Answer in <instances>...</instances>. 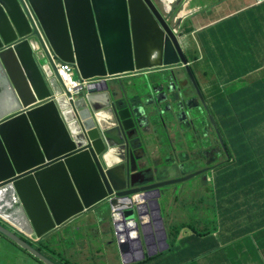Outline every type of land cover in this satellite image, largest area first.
I'll return each mask as SVG.
<instances>
[{
    "label": "water",
    "instance_id": "obj_1",
    "mask_svg": "<svg viewBox=\"0 0 264 264\" xmlns=\"http://www.w3.org/2000/svg\"><path fill=\"white\" fill-rule=\"evenodd\" d=\"M163 1L0 0V216L42 238L107 203L123 257L129 250L118 241V222L135 223L142 256L152 223L156 229L160 224L166 243L165 187L208 170L158 180L161 169L151 152L159 142L158 125L167 114L181 118L187 104L182 93L160 85L172 80L171 67L182 64L197 87L180 35L159 7ZM52 54L76 63L90 82L75 100L63 94ZM153 69L162 70L154 83L161 104H167L158 121L148 117L153 113L137 85L117 90L112 80ZM0 232L45 264H55L1 224Z\"/></svg>",
    "mask_w": 264,
    "mask_h": 264
},
{
    "label": "crops",
    "instance_id": "obj_2",
    "mask_svg": "<svg viewBox=\"0 0 264 264\" xmlns=\"http://www.w3.org/2000/svg\"><path fill=\"white\" fill-rule=\"evenodd\" d=\"M263 1L223 0L222 4H218L217 0H183L181 6L183 19L181 20L180 27L186 36L184 49L190 50V53L195 55L192 52L193 47L188 41L189 38H192L197 43L193 44L194 49L198 47V41L206 49L205 54L201 57L198 73L202 79L203 86L206 88V94L210 96V102L221 117H228L227 110L230 107L226 103L245 102L249 97H255L264 102ZM202 7L208 8L203 12H199L201 16L199 21L193 19L192 14L200 11ZM245 16L248 19H245ZM249 20L252 23L250 28ZM234 22L245 29L244 32L240 27L241 33L232 32V24ZM189 32L191 34H188ZM219 51L224 59L219 55ZM161 71L146 70L134 74H124L114 76L112 80L118 88L117 90H119V86L125 89L126 83H133V80L138 78L141 82L150 81L154 83L156 80L154 74H160ZM247 75L249 77L252 76L251 81L244 82L242 85H238L236 81L233 82V80ZM249 83H252L251 86H246ZM158 87L159 85L157 86V91L159 90ZM217 87H219V91L216 89ZM187 94L192 99L195 96L192 89L187 90ZM221 96H224V98H221ZM228 126H233V121ZM160 127L164 131H171V125L168 122H166V125L159 124L158 128ZM233 139L236 141L237 148L235 149L237 150V154L241 153L240 143L237 140L236 134L232 136L230 141ZM165 142L164 138L159 137V142L151 147L152 154L154 152L158 153L154 157L160 161V148L162 145L165 146ZM167 145L169 146L168 141ZM184 147L187 146H181L179 152L184 153ZM198 151H200L199 148L192 146V154L189 156H194L195 154L193 153ZM243 152L247 153L249 150H243ZM194 158L201 162L199 157L194 156ZM208 160L210 164L214 165L218 161V150L214 144L213 149L209 152ZM232 166L226 165L224 167V177H219V173L215 172L216 180L205 184V194L210 195V198L216 199L215 205L228 204V199L234 196L240 197L237 200V204L242 209L235 211L239 214L238 221L242 224L240 220L242 217L245 224H242L237 230H235L232 224L225 225L224 229L221 228V231H218L221 237L219 239L216 238L215 242L217 243V247H219V241L232 245L243 236H247L245 245L238 249L240 253L237 252V257L234 260L241 257L240 261L244 263L249 259V257H246V254L254 253L257 255L259 261L264 264V173L263 176L257 178V184L252 188H250L249 177L243 176L240 179L241 188L235 189V183H233V178L231 177V175H234ZM194 167L192 166L189 170H193ZM244 168L254 173L255 165L247 163L244 165ZM230 172L231 174L229 175ZM181 191H183V188ZM256 195L257 197H255ZM166 210H170V215L166 216L163 211L164 226L168 232V249L164 246L163 252H159L156 254L157 256L155 255V258L146 261H144L145 257H138L135 253H132L127 259L120 257L118 254H105L109 264H187L186 258L182 257L184 256L183 251L195 254L196 250L200 248V241L195 237L185 239L191 233L186 226L182 227V231H180L178 236L175 234V231L172 232V228L175 227V218L174 215L173 217L171 216L170 208ZM96 213L97 209L91 210L78 218H74L72 222L65 225L62 231L60 230L61 228L56 230V233L51 236V241H55L57 244L58 252H64L67 258L74 260L78 256L85 254L88 247L93 248L97 246L98 242L113 245L111 243L109 228L105 224L106 218ZM232 223H234V220ZM62 232H64L66 237L64 245L61 244V237L59 236V233ZM91 234L94 237H91ZM199 236L201 235L199 234ZM182 237L184 239L180 241ZM213 244L214 239L211 238V246ZM108 247L110 248L108 252H112V246ZM172 252H174L177 258L174 257ZM96 253L99 254L98 251ZM209 254L210 261L214 260L216 253L212 252ZM74 262L92 264V262H87L83 259ZM30 264H33L31 259Z\"/></svg>",
    "mask_w": 264,
    "mask_h": 264
},
{
    "label": "clouds",
    "instance_id": "obj_3",
    "mask_svg": "<svg viewBox=\"0 0 264 264\" xmlns=\"http://www.w3.org/2000/svg\"><path fill=\"white\" fill-rule=\"evenodd\" d=\"M182 3H183V0H164L159 5V7H160L163 15L166 16L167 18H170L173 21V23H174L173 27L175 28V31L177 32V34L180 35V42H181L182 49H183L185 47L183 46L182 40L186 36L184 35V33L180 27L181 20L183 19L182 9H181ZM194 14H192V15H194ZM37 26H38V28H40L39 22H37ZM204 29H206V28H204ZM204 29H202V30H204ZM188 34H191V32H189ZM36 47H37V45H36ZM183 52H184V49H183ZM184 54H185V52H184ZM186 58H187V56H186ZM53 59L56 63L57 72H58L59 65L61 63H65V62L58 60L57 57L55 56V54L53 55ZM66 63H69V62H66ZM69 64H71L73 66V71L76 70L78 72L79 80L83 81L84 87H83V90L78 94L70 93V92H68L66 86L64 85V83L60 79L62 84H63V88H64L63 94L68 97L67 98L68 101L75 100L77 96L81 95L86 90V88L88 87V85L90 83L88 80H85L81 77V74L77 68L76 63L75 64L69 63ZM188 64L190 66L189 60H188ZM171 68H174L173 69L174 72H176L177 70L178 71L180 70L183 72L184 76H180V78L182 80H185V78H186L185 75L190 78V74H188V72H186V70L182 64H178V66H173ZM190 69H191V67H190ZM153 70L156 71L158 69H153ZM163 70H165V68ZM168 74L171 77L169 72H168ZM191 74L195 78V82H196L197 87L194 85V83L192 82V80L190 78V80L192 82V88L191 89L194 92L195 96L192 99L188 96L187 91L185 92L184 97H185V100L187 101V104H185V110H184L183 116L181 118L175 119V120H173L167 116H164L163 121H161L159 123V124L166 125V122H168L171 125V129H172V127H175L178 130H179V126H180L181 122H183L184 124H186V123L191 124V126L185 127L186 131L188 132V141L185 145L184 144L183 145L187 146V147H184V153L179 152L181 146H183V145L179 146L178 144H176V146L172 149V146L169 142V137L171 136V131H169V132L166 130L164 131L163 128H161L162 131H160V129L158 128L159 137L165 139V141H166L165 147L167 146L169 148V153H168V157L166 159H164V160H166V162H164V160H162L161 154H160L161 161L156 159L155 157H154V160H155V164H157V166L161 169L160 174H158V180H161V181L179 180V179H168L165 177V175L169 174L171 171L180 170L182 172V178H184L186 176L194 174V173L201 171L203 169H207L208 172H205L203 174L196 176V177H198L201 186L204 189H206L205 184H209L211 181L216 180L215 172L216 171L218 172L219 168L225 167L226 165H228V166L233 165V163L235 162V159H236L237 150L233 148L231 142L229 141V138L227 141H225L224 136L226 134L223 133V130L221 129L223 122H225L227 125H229L230 122L232 121V118L229 116V114H228V117H221L220 115H218L216 108L214 107V105L211 102H209V99H208L206 93L202 90V87H201V85H203L202 79L200 82L196 76V72L193 73L192 69H191ZM58 76H59V73H58ZM154 76H156V78H157L158 74L155 73ZM59 78H60V76H59ZM242 79H244V76L240 77L239 79L233 80V82L236 81L238 83V82H241ZM242 83H244V82H242ZM185 84H187L186 81H185ZM251 84L252 83H249L246 86H249V85L251 86ZM156 85L158 86L157 83H156ZM158 88H160V86ZM67 94H70V96H68ZM202 102L204 105L202 104ZM210 107H212L214 109L215 115L212 114ZM228 110H227V113H228ZM184 124H182L183 128H184ZM196 124L199 125V128L196 126ZM209 127H211V128H209ZM201 135H203L204 139L207 138L206 144H203L200 141ZM230 138H232V137H230ZM167 141L169 143V146L167 145ZM213 144L218 150V161L215 165L210 164L209 160H208V155H209L210 150L213 149ZM192 146L200 149V151L194 152L193 154H195L194 156L199 157L201 159V162H199L198 160L195 159L196 162L198 163V166H195L193 168V170H189V168L187 167V164H188V161L190 160V158H193V156H189L190 154H192L191 153V147ZM155 154H158V153L154 152L153 156H155ZM196 177H194V178H196ZM194 178H192V179H194ZM173 185H178V184H173ZM173 185H170V186H173ZM170 186L165 187V190H164L166 192V198L161 202V215H162V217H163L164 207L166 209L170 208L171 210H175V209L177 210V207L175 205H173L172 198H173L175 192L180 187L169 188ZM139 195L140 194H136L135 196L139 197ZM204 196H209V195H207L205 193H201V202L203 201ZM98 206H102L101 207L102 210L100 211V212H102L103 209L105 207H107V203L97 204L93 208H91L89 211L96 209ZM89 211H86L83 214H80L79 216H77V218L88 213ZM114 216L116 217L115 213H114ZM103 217L106 218L105 224L107 225L106 227L109 228V234L111 235V243L113 245L106 244L104 242H98V245L106 244V246H112L114 248V251L107 252L105 254H109V253L118 254L120 257L127 259L132 253H135V255L138 257H145L144 261H146V260H150L152 258H155L157 256L156 254H158L159 252H163L164 246L167 249L169 247V243L167 240L168 239V232H167L165 226H164V228H165L166 235H167L166 243H164L163 239H162V237H163L162 231H161L162 227L160 226V224L157 223V229H156L155 223H152V226L147 227V230H146V241L148 243L149 250L146 249L145 242H143L142 245L144 247V251H143V256H142L141 255V249L139 248V244L135 238L137 235L136 231H135V227H136L135 223L133 225H129V224L127 225V224H124L122 222H118L117 226H118V230L120 232L118 241L122 245H125L127 243L128 244V250H129V253L127 254V256L123 257V254L120 253V249L117 245V239H116L115 234L113 232V229L111 226V221L109 220V212H106L105 216H103ZM73 219L68 221L67 223H65L61 227H57L56 229L50 231L48 234H46L42 238H39L36 234H34V235L27 234L26 231H24L19 225L13 223L12 221H10V220L6 219L5 217H2V216H0V224L2 226H4L5 228L9 229L10 231L15 232L22 239H24L25 241L30 243L37 250H39L42 254L47 256L55 264H71V262L73 260L67 258L66 254L64 252H61V253L58 252L57 244L55 243V241H53V242L51 241V236L54 235L56 233V230H58L59 228H61L60 230L62 231L65 228V225L72 222ZM148 222H151L150 216L145 219V223H148ZM130 223L132 224L133 222L131 221ZM163 225H164V217H163ZM186 228H188V227H186ZM181 229L178 232H175V234L177 236H178V234H180ZM188 229L190 230L191 233L189 234L190 236H186L185 239L186 238L188 239V237H195L197 240L200 241V248H202V250H203V247H205L208 254L216 251L219 248V247H217V243L215 242V240L217 238L216 235L211 234L209 232H206L205 230L202 231V230H195V229H190V228H188ZM217 232L218 231H216V233ZM199 234L201 236H199ZM0 236L4 237L6 240L10 241L11 243L16 245L17 247L21 248L16 242H14L12 239L7 237L5 234L0 232ZM59 236L61 237V244L64 245L65 240H66L64 232L59 233ZM93 237H94V235H93ZM211 238L214 239L213 246H211ZM183 239H184L183 237L180 238V241H182ZM21 249L24 250L23 248H21ZM170 249H171V245H170ZM24 251L27 254H29L31 257H33L34 259L39 261L41 264H45L43 261H40L39 259L34 257L28 251H26V250H24ZM183 252H184V257L186 258L187 263H190V262L196 260V258H197L196 254H193V253L191 254L189 251H187V252L183 251ZM74 263H76V262H74ZM231 264H232V262H231ZM255 264H258V263H255Z\"/></svg>",
    "mask_w": 264,
    "mask_h": 264
},
{
    "label": "rangeland",
    "instance_id": "obj_4",
    "mask_svg": "<svg viewBox=\"0 0 264 264\" xmlns=\"http://www.w3.org/2000/svg\"><path fill=\"white\" fill-rule=\"evenodd\" d=\"M218 4H222V0H217ZM208 7H202L199 12H203ZM214 8V7H211ZM199 12H196L193 15V19L199 21L201 18ZM245 19H248L245 16ZM201 24V23H200ZM200 26V25H199ZM232 26H239L242 31L244 32L245 29H243L238 23H233ZM252 26L251 21L249 20V28ZM235 33H241V30H234ZM185 38H183L182 43L185 47ZM188 41L192 45V49L195 53H190V50L184 49L185 55L187 56V59L189 60L190 67L193 71V73L196 72V76L198 80L201 82L200 75L198 73L199 65L201 57L205 54L206 49L202 46L201 42L198 41V47L194 49L193 44H197L192 38H189ZM196 58V59H194ZM173 74L170 78L172 80H165L162 81L161 87L165 90H172L171 94H176L177 91L182 93L185 96V92L192 88V82L188 76L185 75V80H182L180 76H183L182 71H176L170 70ZM74 77L76 79H79V74L76 70L73 71ZM189 74V73H188ZM187 74V75H188ZM195 76V77H196ZM252 76H244V79H242L241 82H238V85H241L242 82H248L251 81ZM196 78V79H197ZM174 80V82H173ZM197 80V81H198ZM185 81L187 84H185ZM147 82H141L140 79H134L133 84L137 85V95H139L143 99V103L146 106L147 112L153 113L149 114V118L158 121L159 115H161L164 112H167V104H161V93L160 88L157 91V85L156 83H152L151 85H147ZM171 85H174V91L171 89ZM202 90L206 93V88L201 85ZM216 87V86H215ZM209 102H210V96L206 94ZM203 104V102H202ZM204 105V104H203ZM169 117V114H167ZM166 119V118H165ZM160 131L161 127L159 128ZM226 135L224 136L225 141L228 140V138L232 137L235 133L234 129L230 128L227 131H223ZM150 144H154L153 142L146 141V145L149 146ZM169 148L166 146L165 149H161V158L162 160L166 159L168 157ZM166 162V160H164ZM192 166H198V163L196 162L194 156L193 158H190L188 161L187 167L191 168ZM168 179H181L182 178V172L180 170L171 171L169 174L165 175ZM235 183V189L241 188V181L239 177H236ZM182 184V185H181ZM178 188V190L175 192L172 201L173 205L177 207V210H171V216L174 215V224L175 227L172 228V232H178L182 225L180 223L185 222L187 223V226L195 230H205L206 232H209L211 234H214L217 236V239H219L221 236L218 234L217 231H221V228L224 229L225 225H233L235 230L238 229V227H241L242 224H245V221L241 217L242 224L240 221H238L239 214L235 211L234 205L230 206V204H219L215 205L216 199L210 198L211 196H204L203 201L201 202V193H205V189L201 186L198 177L182 182L178 185L170 186L169 188ZM174 188V189H175ZM183 188V191L181 189ZM181 192H180V191ZM236 194V193H235ZM230 199H228L229 202ZM102 206H98L97 209V215L105 216L106 212H108V208L104 209L105 211H102ZM226 209V210H225ZM164 213L166 215H170V210H166L164 207ZM81 220H84L80 218ZM234 220V223H232ZM182 231V229H181ZM256 235V234H255ZM91 237L93 235L91 234ZM247 236H243L238 240V242L227 245L225 242L219 241L218 245L219 248L214 251L216 253L214 255L215 259L210 261V254L206 251V248L203 247L196 250V260L187 263V264H238L234 263V259L237 257L238 249L242 248L245 245ZM93 243V241H92ZM238 245V246H237ZM90 246V245H89ZM89 249V251H88ZM87 252L85 254H82L75 258L71 264H76L74 261L77 260H85L87 262H92V264H109L105 253H107L110 248L106 246V244L97 245L95 247H88ZM99 252L97 254L96 252ZM112 251H114V248L112 247ZM240 253V252H238ZM174 255V252H172ZM260 254V252H259ZM30 257V258H29ZM174 257L177 258L176 255ZM184 257V256H182ZM261 257V256H260ZM30 259L33 264H41L39 261L31 257L29 254H27L24 250L17 247L10 241L6 240L4 237L0 236V264H30ZM79 264V263H77ZM242 264H255L250 259L246 260Z\"/></svg>",
    "mask_w": 264,
    "mask_h": 264
},
{
    "label": "trees",
    "instance_id": "obj_5",
    "mask_svg": "<svg viewBox=\"0 0 264 264\" xmlns=\"http://www.w3.org/2000/svg\"><path fill=\"white\" fill-rule=\"evenodd\" d=\"M236 29L240 30L239 26H232V32ZM219 55L221 56L220 51ZM221 58L224 59L223 56H221ZM248 87H250V85ZM216 89L219 91V87ZM221 98H224V96H221ZM226 104L230 107L228 114L232 118L233 126H228L225 122H223L221 129L223 131H227L230 128L234 129L237 140L240 143V151L242 153H238L236 155L235 162L233 163V166L231 165L234 170V175H231V177L233 178L234 183L236 181V177L241 179L243 176H248L250 179V188H252L257 184V178L259 176H263L264 173V102L255 97H249L245 102H229ZM210 109L212 114L215 115L214 109L212 107H210ZM231 139L232 138H229V141ZM230 142L234 149L237 148L236 141L234 139ZM243 150H249V152L244 153ZM247 163L255 165L254 173L249 172L244 168V165ZM223 170L224 167L218 169L219 177L225 176V172H223ZM230 174L231 172L229 175ZM255 197H257V195ZM239 198L240 197L238 196H234L233 198H230L228 202L230 206L234 205L235 210L242 209L241 206L237 204V200ZM180 224L188 227L185 222ZM190 229L192 228L190 227ZM246 257H249V259L253 262L263 264L254 253L246 254ZM240 260L241 257L235 260L234 263L238 262V264H242L243 262Z\"/></svg>",
    "mask_w": 264,
    "mask_h": 264
},
{
    "label": "built area",
    "instance_id": "obj_6",
    "mask_svg": "<svg viewBox=\"0 0 264 264\" xmlns=\"http://www.w3.org/2000/svg\"><path fill=\"white\" fill-rule=\"evenodd\" d=\"M58 73L68 92L78 94L83 90V81L74 77L73 66L71 64L66 62L61 63Z\"/></svg>",
    "mask_w": 264,
    "mask_h": 264
},
{
    "label": "flooded vegetation",
    "instance_id": "obj_7",
    "mask_svg": "<svg viewBox=\"0 0 264 264\" xmlns=\"http://www.w3.org/2000/svg\"><path fill=\"white\" fill-rule=\"evenodd\" d=\"M184 124L183 122L180 123L179 130L175 127H172L171 129V136L169 137V142L172 146V149L176 146V144L185 145L188 141V132L186 131V126H191V124L186 123L184 124V128L182 126ZM196 126L199 128V125L196 124ZM211 128V127H209ZM200 141L203 144H206L207 138H203V135L200 136Z\"/></svg>",
    "mask_w": 264,
    "mask_h": 264
}]
</instances>
